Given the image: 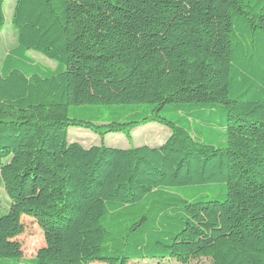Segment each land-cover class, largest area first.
Here are the masks:
<instances>
[{
  "label": "trees",
  "instance_id": "1",
  "mask_svg": "<svg viewBox=\"0 0 264 264\" xmlns=\"http://www.w3.org/2000/svg\"><path fill=\"white\" fill-rule=\"evenodd\" d=\"M10 21L0 264H264V0H15ZM150 122L170 130L157 147L67 140L71 126L130 138ZM23 216L44 236L29 260Z\"/></svg>",
  "mask_w": 264,
  "mask_h": 264
},
{
  "label": "rangeland",
  "instance_id": "2",
  "mask_svg": "<svg viewBox=\"0 0 264 264\" xmlns=\"http://www.w3.org/2000/svg\"><path fill=\"white\" fill-rule=\"evenodd\" d=\"M15 4V0H5L4 1V14L5 23L0 27V62L8 51V49L16 45L15 29L11 25V14ZM30 55L36 62L41 63L44 66L54 68L56 62L51 60L44 55L36 52L29 51ZM170 108V107H169ZM182 109H186L185 106ZM160 114L168 119L175 120L177 118L176 111L164 110ZM222 109L219 106L215 107L214 116L221 120ZM69 116L85 118L86 114L83 109L78 107H70ZM203 137L208 143H213L219 145L225 141V137L222 135L224 129H219V131H210L208 128H203ZM170 134L169 128L158 123L150 122L147 124L140 125L131 131V137L127 138L124 132H109L105 135H100L99 133L87 129L85 127L71 126L68 128L67 140L68 142H78L83 147H90L92 145H104L106 147L122 148L127 149L129 147H138L147 145L150 147H157L161 145L165 139ZM195 191L192 189L183 190L181 192L185 196H189ZM10 199L7 196L2 181L0 180V215L4 214L9 206ZM23 224V232L16 238L20 243L23 258L29 260L35 257L38 249L44 246V236L43 231L40 226L32 217L23 216L21 218ZM90 264H101L99 262H93ZM130 264H182L174 259H164V260H153V259H143V260H133ZM188 264H210V261L205 258L193 259Z\"/></svg>",
  "mask_w": 264,
  "mask_h": 264
},
{
  "label": "crops",
  "instance_id": "3",
  "mask_svg": "<svg viewBox=\"0 0 264 264\" xmlns=\"http://www.w3.org/2000/svg\"><path fill=\"white\" fill-rule=\"evenodd\" d=\"M8 50H9V49H8ZM7 52H8V51H7ZM7 52H6V53H7ZM6 53H5V54H6ZM3 57H4V56H3ZM2 59H3V58H2ZM0 63H1V62H0ZM168 136H169V135H168Z\"/></svg>",
  "mask_w": 264,
  "mask_h": 264
}]
</instances>
